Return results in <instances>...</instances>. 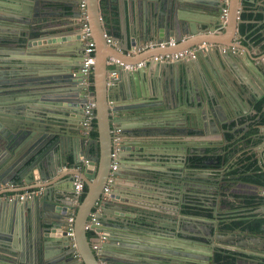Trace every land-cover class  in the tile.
Returning <instances> with one entry per match:
<instances>
[{
    "label": "water",
    "instance_id": "95a60500",
    "mask_svg": "<svg viewBox=\"0 0 264 264\" xmlns=\"http://www.w3.org/2000/svg\"><path fill=\"white\" fill-rule=\"evenodd\" d=\"M121 1L124 5L131 3L132 7L140 5L146 40L160 42L174 38L179 42L203 32L205 35L199 36L197 43L229 45L223 41L230 39L241 22L235 5L229 9L226 22L223 21L221 14L227 4L222 0ZM247 1L255 3L256 0ZM101 2L87 0L88 22L96 43V62L91 75L94 90L90 96L96 103L98 137L93 138L82 125L87 101L83 86L85 74L81 72L84 42L80 33L77 36L67 33L65 22L70 23L69 20L58 19L80 14L79 0H0V54L8 56L7 60H0V183L43 189V194L33 201L8 198L0 205V264H72L76 260L66 228L77 176L88 187L77 207L74 223L76 249L84 264H101L100 261L196 264L197 258L202 259L196 250L180 244L181 222L193 220L192 216L180 218L178 226L174 222L176 211L167 209V215L173 217L171 223L158 226L151 221L162 212L158 207L160 181L152 173L159 168H139L133 159L129 162L127 158L145 150L142 146L138 148L143 143L168 139L169 127H187V133L179 134L183 137L190 136L198 118L205 124L209 121L216 124L214 109L215 105L222 104L223 95L211 93V98L201 95V85L193 84L187 71L185 80L181 79L180 62L155 61L158 66L171 68L170 84H163L161 88L160 78L155 74L151 89L141 87L140 78L147 76V68L129 70L121 64H134L124 57L126 52L117 53L116 48L127 51L129 45L127 41L125 44L118 41L117 46L107 41L109 33L105 29ZM222 27L226 40L216 32ZM78 29L81 30L80 24ZM5 49L10 51L4 52ZM12 55H19L18 66L7 65L14 60ZM111 57L119 62L110 64ZM252 68L258 76H264V57ZM114 71L118 78H113L109 85L108 77ZM239 76L242 84L235 91L243 97L247 87L252 89L255 84L241 73ZM230 95L237 99L236 93L226 92L225 106L234 115ZM205 103L210 107L209 121L207 108H194ZM60 122L71 129H59ZM115 129H119L121 150L114 181L108 199L96 214L98 224L92 225L93 235H89L90 215L111 171ZM55 149L66 155L64 163L69 155L73 159L71 169L62 176L63 162L53 158ZM81 156L90 158V163L84 165ZM134 188L148 192L144 194ZM102 237L105 240L98 254L93 247L101 243ZM1 246L6 247L8 255ZM56 248L62 253V259L56 257Z\"/></svg>",
    "mask_w": 264,
    "mask_h": 264
},
{
    "label": "flooded vegetation",
    "instance_id": "af4514ba",
    "mask_svg": "<svg viewBox=\"0 0 264 264\" xmlns=\"http://www.w3.org/2000/svg\"><path fill=\"white\" fill-rule=\"evenodd\" d=\"M261 78L252 89L247 87L243 97L236 94L235 100L230 95L234 115L225 106L227 96L223 95L222 104L214 109L216 124L198 118L193 131L189 129L190 141L185 139L187 135H179L187 133V127H169V138L159 145L156 157L162 165L152 173L160 181L158 207L162 212L151 221L171 223L173 217L167 215V209L176 211L175 225L180 218L192 216L193 220L181 222L180 244L201 255L196 264H264V103L259 106L264 100V76Z\"/></svg>",
    "mask_w": 264,
    "mask_h": 264
},
{
    "label": "crops",
    "instance_id": "0c3cea01",
    "mask_svg": "<svg viewBox=\"0 0 264 264\" xmlns=\"http://www.w3.org/2000/svg\"><path fill=\"white\" fill-rule=\"evenodd\" d=\"M228 3H225L224 0H222L223 3L227 4L228 10L232 8L233 5H235L237 13L241 15L243 12L248 11V12H253V14H260L259 17H256V19H251V20H242L245 21L244 23L250 24L248 25V30L245 33L240 32V27L237 29L233 35L230 37V39H227V41L223 42H229V45L225 44H219V43H213V42H203L206 43L209 48L205 49L204 51H200L197 54V57L195 59H180L174 62H180L181 64V79L185 80V71L189 73L191 76L190 78L193 81V84H199L201 85V90L203 96L207 98H211L210 94L213 93V95L217 96V94L222 93V95H226L227 93L234 92L238 94L235 89H239V87L242 84V80L239 76L241 73L246 79H250L251 82L253 83H258L257 80H262L261 76H258L254 71H253V66L257 64L258 60L262 59L264 57V0H256L255 3L252 2H245V0H228ZM105 3V8L103 9V19L105 21V29L108 31L110 35L113 36V39L115 40V43L113 45L117 46L120 43L125 44L127 41L129 47L127 51H122L121 49H117V53L119 55H123V53L126 52L125 56L128 61H131L132 63H138L142 60H147L150 57H153L155 55L159 54H165L169 52H178L181 50L189 49L195 46H198L199 44L203 43H197L198 37L201 35H205L203 32H200L197 36L193 37H185L182 41H177V45L172 48L168 49H161V48H155V49H150L142 52H136L135 49L138 48L139 46H142L145 42L149 41L146 40L145 38V33L143 32V22H144V17L143 14L144 12L142 9L140 10V5H137L136 7H132L131 3H128V5H124V3L121 0H104ZM150 15V13H149ZM79 14H76L75 16H62L61 18L58 19H66L69 20L70 23L67 21L65 24H68V27L66 30L68 34L71 32L73 33L72 35L77 36L80 31H79ZM243 24V22H239V25ZM64 26V25H62ZM124 27H126V32L127 34H124ZM33 30H38L33 27ZM54 32V31H53ZM219 33V36L222 37L224 40V28H219L216 31ZM56 35H59L57 32ZM59 37V36H57ZM188 38V39H187ZM125 39V41H123ZM154 40V39H153ZM222 46H226L228 50L226 52L222 51ZM234 48L235 50L233 51ZM232 50V51H231ZM10 51V49H5L4 52ZM13 57L15 56L13 61H8L7 65L11 66H18L19 59L17 56L19 55H12ZM252 58L253 61L250 59ZM112 58V57H111ZM3 59H8V56L0 54V60ZM161 62V61H160ZM155 61L151 58L144 66L146 67V73L147 76H143L140 78V82L143 83L141 87H144L145 89L148 90V87L151 89V80L154 79L155 74L158 75L160 78L159 80L163 84H170V74H171V68H165L162 64L158 66V64H154ZM161 63H173V62H161ZM111 64V63H110ZM114 68V66H112ZM151 68V69H150ZM154 70H153V69ZM178 69V66H177ZM8 71L7 69H5ZM178 71V70H177ZM152 74V75H151ZM111 74L110 76H112ZM128 75H126V79H128ZM256 77L257 79L255 80ZM114 78H118V74L114 75ZM234 81H237L235 83ZM235 83V84H234ZM264 84V81H263ZM167 85L168 91L170 87ZM180 87V85H179ZM85 89V88H84ZM164 89V90H166ZM92 90V89H91ZM167 91V92H168ZM151 92V91H150ZM166 92L164 91L162 95H164V101H166ZM239 95V94H238ZM151 99H155L154 96H149ZM201 96H199L200 100ZM242 102V98L240 97L239 99ZM163 101V102H164ZM117 103V102H116ZM193 104V103H192ZM203 107L207 108V117L209 121V115L211 114L210 107L207 105V103L204 104V106H197L194 105L195 109H202ZM205 117V115H203ZM212 118V117H211ZM58 128L62 129H67L70 130L71 127L69 125L64 124L62 122L57 125ZM85 131V130H84ZM86 132V131H85ZM91 135V133H90ZM186 140L190 141L191 137L186 136ZM162 143L161 140H157L154 142H150L149 144H144L143 145H137L138 148L141 146L143 148H146L145 150L141 149L140 151H137V156H131L128 157L127 160L130 162L132 159V162L136 163L137 167H149V168H160L162 165L161 161H157L158 157H156L159 153V145ZM163 153V151H162ZM53 158L56 159L57 161H60V163L63 162L62 169L60 171V176H62L66 171L71 169L70 167L72 166L71 164L73 163V159H71V155H69L67 158L68 160L65 161L66 155H62L60 149H55L53 152ZM151 155V156H149ZM28 186H22L19 185L18 183H14V188L10 190H6L4 192L0 193V205H2L5 202V199L3 196L6 194H13V193H21L24 192L27 189ZM34 189V188H33ZM39 191L36 196H41L43 194V189H34ZM134 190H142L144 194H146V190L141 189V188H134ZM35 196V197H36ZM33 197V198H35ZM33 198H29L30 200L33 201ZM75 198V194H74ZM148 199V197H147ZM74 205H69V214L72 211ZM78 207V206H77ZM60 209L61 206H58ZM77 212V208H76ZM131 213V212H130ZM132 214H135L132 212ZM76 217V216H75ZM92 231V230H90ZM166 241V239H164ZM158 242V241H157ZM190 249V246H188ZM1 249L3 250L5 255L7 254V249L5 246H1ZM58 250V251H57ZM56 257L62 259V253L59 251V249H55ZM3 254V253H2ZM72 264H76V260L72 262Z\"/></svg>",
    "mask_w": 264,
    "mask_h": 264
},
{
    "label": "built area",
    "instance_id": "2783aa9c",
    "mask_svg": "<svg viewBox=\"0 0 264 264\" xmlns=\"http://www.w3.org/2000/svg\"><path fill=\"white\" fill-rule=\"evenodd\" d=\"M224 1L225 3L229 2L228 0H224ZM87 7H88L87 0H79L80 14L78 18H79L80 29H81L80 35H81V39L84 42L81 72L85 74V77L83 80V86L85 87V92H86L85 96L87 97V101L83 109L84 120L82 122V125L85 128L86 133L90 134L93 129V121L96 118V111H95L96 103L93 100L92 96H90V93L92 91L91 90V86H92L91 75L93 71V65L96 62V54H95L96 43L94 39L92 38L91 27L88 22ZM228 11H229L228 7L225 6V8L223 9V14H222V18L224 22L227 20ZM106 38L109 43H115V40L113 39L112 35L108 34L106 35ZM176 45H177V40L174 38H171L169 40H162L160 42L156 40H149L145 42L144 44H142V46H139L138 48H136L135 51L142 52V51L155 49V48L168 49V48L175 47ZM207 48H209L207 44L203 43V44H199L198 46L185 49V50H181L178 52H172V53L169 52L165 54L155 55L153 57H150L147 60H142L138 63H134V64L121 63V64H123L126 69L134 70V69L144 66L151 58L154 61H159V62L160 61L161 62H174L180 59H195L197 57V54L200 51L202 50L204 51ZM232 49L233 51L235 50L234 48ZM227 50L228 48L226 46H222V51L226 52ZM117 60L118 59H115L112 57L109 59V62L110 63L119 62ZM111 74L113 75L110 76ZM111 74L108 77L109 85L113 83L112 79L114 78V75H116L117 73L114 71ZM113 133H114V145H113V151H112L111 171H110V174L107 180V184L105 185L103 189L102 195L100 199L96 202V207L94 208L93 212L90 215V219L87 224V228L89 230H92V225L94 222L98 224V222L96 221V214L100 211V207L102 206L103 202H105L108 199V195L110 193V190L112 188V183L114 181V170L117 167L118 157H119V153L121 150V138L118 136L119 129L113 130ZM80 159L84 165H88L90 163V158L86 156H81ZM74 184H75V199H74L75 206H73L72 211L68 217V226L66 228L67 229L66 231H67V235L70 237L71 246L75 248L74 257L76 259V264H84L80 253L76 249L77 244H76L75 237H74L75 235L74 223H75V216H76V208L80 204V198L84 193L85 182L83 181V179L77 176ZM13 188H14V183H11V182L0 183V193L1 192L6 193L5 192L6 190H10ZM38 193L40 192L37 190L28 189L21 193L6 194L3 197L6 199L9 198V199L26 200V199L35 197ZM104 240L105 238L102 237L101 243L95 244L93 247L98 252V254L101 248L103 247L102 242H104ZM100 263L101 264H112V263H108L107 261H100Z\"/></svg>",
    "mask_w": 264,
    "mask_h": 264
},
{
    "label": "trees",
    "instance_id": "16d2710c",
    "mask_svg": "<svg viewBox=\"0 0 264 264\" xmlns=\"http://www.w3.org/2000/svg\"><path fill=\"white\" fill-rule=\"evenodd\" d=\"M101 4H102V8L104 9V8H105L104 0H102ZM259 16H260V14H253V12H248V11H246V10H245V12H243V13L241 14V17H242L243 20H251L252 18H253V19H256V17H259ZM248 25H250V24H247V25H246V24L243 22V24L240 25V32H241V33H245V32L248 30V28H249ZM91 81L93 82V78H92V77H91ZM91 89L94 90V86H93V85L91 86ZM263 103H264V100H262V101L259 103V106L261 107ZM263 113H264V111H263ZM263 119H264V115H263ZM91 136H92L93 138H97V137H98V132H97V121H96V118H95L94 121H93V129H92V131H91ZM71 165H72V164H71ZM87 189H88V187H87V185L85 184V186H84V193H83V195L81 196L80 201H82V200L84 199V197H85V195H86V193H87ZM89 235H93V232H92V231H89Z\"/></svg>",
    "mask_w": 264,
    "mask_h": 264
}]
</instances>
